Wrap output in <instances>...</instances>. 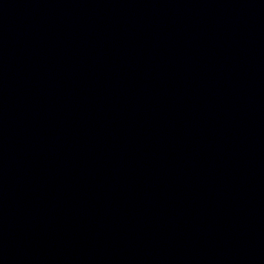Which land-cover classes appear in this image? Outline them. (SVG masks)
<instances>
[{"label":"water","instance_id":"1","mask_svg":"<svg viewBox=\"0 0 264 264\" xmlns=\"http://www.w3.org/2000/svg\"><path fill=\"white\" fill-rule=\"evenodd\" d=\"M0 264H264V0H0Z\"/></svg>","mask_w":264,"mask_h":264}]
</instances>
